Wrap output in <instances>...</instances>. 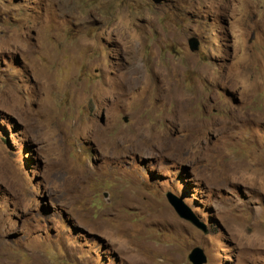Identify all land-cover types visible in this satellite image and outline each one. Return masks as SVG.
Returning a JSON list of instances; mask_svg holds the SVG:
<instances>
[{"label":"rangeland","instance_id":"obj_1","mask_svg":"<svg viewBox=\"0 0 264 264\" xmlns=\"http://www.w3.org/2000/svg\"><path fill=\"white\" fill-rule=\"evenodd\" d=\"M194 247L264 264V0H0V264Z\"/></svg>","mask_w":264,"mask_h":264},{"label":"water","instance_id":"obj_2","mask_svg":"<svg viewBox=\"0 0 264 264\" xmlns=\"http://www.w3.org/2000/svg\"><path fill=\"white\" fill-rule=\"evenodd\" d=\"M188 47L191 51H197L199 48V40L192 36L188 38ZM168 202L172 205L176 213L183 219L191 222L197 228L201 229L203 233H207L205 225L198 220L195 214L190 208L176 195L169 192L166 194ZM188 259L192 264H203L206 261V257L199 247H194L188 254Z\"/></svg>","mask_w":264,"mask_h":264}]
</instances>
